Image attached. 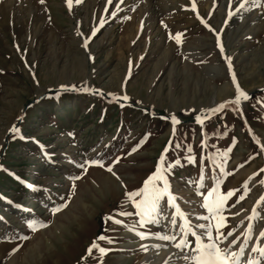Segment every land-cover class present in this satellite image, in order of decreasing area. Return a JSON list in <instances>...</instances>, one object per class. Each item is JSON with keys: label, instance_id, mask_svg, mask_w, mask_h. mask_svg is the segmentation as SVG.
I'll use <instances>...</instances> for the list:
<instances>
[{"label": "rangeland", "instance_id": "rangeland-1", "mask_svg": "<svg viewBox=\"0 0 264 264\" xmlns=\"http://www.w3.org/2000/svg\"><path fill=\"white\" fill-rule=\"evenodd\" d=\"M195 3L196 12L190 0H82L71 10L64 0H0V264H184L174 242L154 235H179L166 206L158 223L143 228L138 217L118 215L134 212L124 192L142 185L165 147L170 191L193 225L206 215L202 198L217 179L222 193L242 192L252 176L249 194L238 204L230 198L223 213L228 228L239 225L232 238L247 226L264 194V0L255 7L248 0L247 11L235 7L238 0ZM197 16L219 32L248 95L238 111L201 112L231 100L235 89L215 37ZM177 32L179 46L169 39ZM92 159L105 168L84 165ZM222 169L229 174L221 176ZM73 183L72 199L53 216ZM32 218L51 223L31 233ZM133 225L144 239L127 230ZM262 228L264 219L254 221L245 253L262 243L255 239ZM24 235L30 239L21 241ZM93 241L108 251L88 254Z\"/></svg>", "mask_w": 264, "mask_h": 264}, {"label": "snow or ice", "instance_id": "snow-or-ice-1", "mask_svg": "<svg viewBox=\"0 0 264 264\" xmlns=\"http://www.w3.org/2000/svg\"><path fill=\"white\" fill-rule=\"evenodd\" d=\"M40 3H44V0H39ZM82 0H64L65 6L71 10L73 4H80ZM191 11L196 12L197 5L195 0H190ZM215 3V0H214ZM248 3V0H238V3L235 5L240 10L247 11L248 9L245 5ZM231 4V0H229ZM259 0H253L252 6H258ZM234 13L229 11L227 17H232ZM103 20V17H100ZM197 19L200 20V23L215 37V46L220 50L221 57L224 59L225 63L228 64V75L232 78V84L235 89V95L231 100H225L222 103L216 105L211 109H202L201 112L207 113L209 115L215 114L216 112L221 111L230 106H235V110H239V105L242 100H247L248 95L239 87L236 78L232 72L231 64L228 63L231 60V57L224 55V49L221 45V38L219 32L214 30L208 23H205L199 16ZM224 24L228 23V19L225 18L223 21ZM96 29H92V35H95ZM79 34V33H78ZM89 39L91 37H88ZM175 39V43L179 46L182 42V33L177 32L175 36L169 35V39ZM127 101L128 97H122ZM207 116L204 117L206 119ZM172 125L179 123L175 116H171ZM196 122L199 124L203 123L201 115L196 116ZM10 132L19 134L18 128H10ZM249 135L252 136L254 143L259 144L257 138L252 135L249 130ZM136 148H133L132 151H136ZM167 147L161 152L156 164L154 171H152L144 180L142 185L133 191H125V203H130L132 211H121L118 213L120 216H132L138 217L137 224L143 228L146 223H158L159 218L165 214V206L170 210L172 225H177L178 223V233L179 235L172 234H161L160 232L154 233L155 237L162 241L174 242L172 246L178 250H182L184 253L182 259L184 264H264V228L259 230L258 235L255 237L256 240H261V244H252L251 251L245 253V249L249 247L247 241L253 239L252 231L254 227V221L264 219V194H262L253 204L251 213L246 217L247 226L243 229L240 235L233 237L235 232L236 225L232 228L227 227L226 217L223 215L225 211V205L230 198L235 196V201L238 204L240 201L245 199L249 194L250 189L248 187V182L252 180V176H249L247 180L241 185L242 192L239 190L229 189L226 193H222L219 189V185L222 180L217 179L213 186L208 190L207 194L203 196L201 208L205 210L206 215H201L198 217V222L192 224L187 218L186 213L182 211L181 207L177 203V197L172 194L170 191V185L167 179V173L172 167L169 164L167 167L164 166V152H167ZM261 152H264V147L260 148ZM222 155L226 156L227 153ZM119 158H117L118 160ZM186 159L191 162V157H186ZM249 159H252L249 156ZM117 161H113L116 163ZM84 165L96 166L100 168H105V165L99 159L85 160ZM84 165H77V167L84 168ZM106 170L111 173L117 180L119 176L116 175L115 171L111 166H108ZM86 172L87 169L84 168ZM264 172V169H261ZM229 173H224L223 169L221 170V176L228 175ZM255 173H253V176ZM80 176H72L71 180L77 181ZM24 183L23 181H20ZM259 184L264 186V178L259 179ZM124 187L123 184H121ZM202 180L196 182L197 195H199V189L202 187ZM31 187V186H29ZM75 193V183H73L72 188L68 192V197L65 200L61 198V202L56 204L50 209L51 214L54 216L57 213H60L64 208L67 207L68 202L72 199V196ZM239 193V194H237ZM3 199V197H0ZM19 207V206H17ZM106 219H113L115 224H121L122 221L114 219L112 217H107ZM199 221H205L202 223ZM244 221H241L243 223ZM51 221L45 222L44 220L38 218H32L26 221V227L31 233H36L39 230L45 229L49 226ZM129 232H134L135 235L141 239L145 238V233L142 231H136V226L133 225L128 227ZM199 230V231H197ZM242 237V239H241ZM231 238V239H230ZM21 241L30 239L29 236L24 235L20 236ZM104 236L97 237V240L103 241ZM241 241L238 247L233 250V245L237 244V241ZM19 245L16 248L12 249V252H16ZM143 247V246H142ZM93 249H96L101 256H103L108 249L99 247L96 241H93L89 248L86 250L88 254H91ZM146 250V249H145ZM243 258V259H242ZM83 260L84 257H81Z\"/></svg>", "mask_w": 264, "mask_h": 264}, {"label": "bare ground", "instance_id": "bare-ground-1", "mask_svg": "<svg viewBox=\"0 0 264 264\" xmlns=\"http://www.w3.org/2000/svg\"><path fill=\"white\" fill-rule=\"evenodd\" d=\"M169 249H170L169 247H168L167 249H164L162 252L159 253V255H157V254H158V253H157V254L155 255V258H156V259H159V257L161 256V254H164V253H165L167 250H169Z\"/></svg>", "mask_w": 264, "mask_h": 264}]
</instances>
